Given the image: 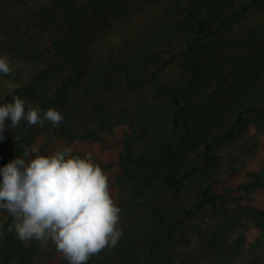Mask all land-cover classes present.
Instances as JSON below:
<instances>
[{
	"label": "trees",
	"instance_id": "16d2710c",
	"mask_svg": "<svg viewBox=\"0 0 264 264\" xmlns=\"http://www.w3.org/2000/svg\"><path fill=\"white\" fill-rule=\"evenodd\" d=\"M3 55L0 105L18 96L64 120L6 121L0 169L38 135L74 143L129 128L122 171L108 177L123 234L86 264H234L248 250L258 260L264 210L216 186L241 170L234 151L251 125L264 134V0H0ZM263 184L264 160L239 188ZM5 217L0 264H49L52 240L22 242ZM248 219L261 238L247 249L235 233Z\"/></svg>",
	"mask_w": 264,
	"mask_h": 264
},
{
	"label": "clouds",
	"instance_id": "9594fccd",
	"mask_svg": "<svg viewBox=\"0 0 264 264\" xmlns=\"http://www.w3.org/2000/svg\"><path fill=\"white\" fill-rule=\"evenodd\" d=\"M11 71L9 57L0 56V74ZM8 120L12 128L22 121L42 128L45 122L57 127L64 117L55 108L41 112L14 96L13 102L0 105V140ZM29 132L25 127L23 135ZM22 147L23 156L0 169V211L12 217L8 231L14 230L22 242L50 238L68 264H86L109 244L115 247L123 234L117 228L121 209L110 196L101 167L90 158L72 155L71 148L45 156L35 146Z\"/></svg>",
	"mask_w": 264,
	"mask_h": 264
},
{
	"label": "rangeland",
	"instance_id": "374dc122",
	"mask_svg": "<svg viewBox=\"0 0 264 264\" xmlns=\"http://www.w3.org/2000/svg\"><path fill=\"white\" fill-rule=\"evenodd\" d=\"M127 126H118L112 133H104L101 139L68 142L61 136L47 138V135H38L30 141L29 147L35 146L39 149V153L45 156H51L55 152L63 148H71L72 153H80L85 158H90L94 164H98L104 173L109 177L113 174H119L122 167L119 164V155L124 149L123 135L128 131ZM244 142L237 145L234 154L242 152L244 157L243 165L240 171L230 172L222 175V178L216 188L219 191L229 190L234 195H240L244 205H252L264 210V184L258 187L251 194H245L239 186L248 180L249 172L264 160V134H258L255 126L252 124L250 131L247 133ZM249 139V140H248ZM246 149L243 152V149ZM18 157L19 155H15ZM20 156H23L20 155ZM109 193L113 200L118 199V186L116 183H108ZM7 212L0 211V223L5 218ZM239 233L246 234V247L249 248L261 238V230L252 223L251 220H245L243 226L235 236ZM254 254L247 251L243 258H237L234 264H264V251L259 254L258 260L254 259ZM63 258L62 253L56 252L49 259V264H60ZM253 258V259H252Z\"/></svg>",
	"mask_w": 264,
	"mask_h": 264
}]
</instances>
